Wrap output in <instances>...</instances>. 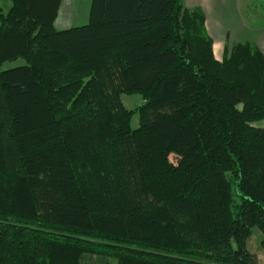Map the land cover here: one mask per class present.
<instances>
[{
	"label": "trees",
	"instance_id": "16d2710c",
	"mask_svg": "<svg viewBox=\"0 0 264 264\" xmlns=\"http://www.w3.org/2000/svg\"><path fill=\"white\" fill-rule=\"evenodd\" d=\"M63 1L0 4V264H262L261 48L217 60L185 0L58 30Z\"/></svg>",
	"mask_w": 264,
	"mask_h": 264
},
{
	"label": "rangeland",
	"instance_id": "374dc122",
	"mask_svg": "<svg viewBox=\"0 0 264 264\" xmlns=\"http://www.w3.org/2000/svg\"><path fill=\"white\" fill-rule=\"evenodd\" d=\"M0 4L5 6L4 0H0ZM11 4V2H8V5ZM91 6L92 0H64L55 27L58 30H65L88 24ZM5 11H8V7L5 8ZM241 12L247 25H253L254 27L256 22H258V25L264 29V0H241ZM216 55L219 56L217 47ZM21 65H24V61L19 59L13 62H7L2 69H13ZM122 102L128 109H135L143 103V100L140 95H123ZM138 125L139 120L136 115L132 120V126L136 128ZM171 160L176 162V157L171 156ZM262 240L263 233L258 228H255L249 240L248 249L252 254L259 256L262 264H264V251L261 247Z\"/></svg>",
	"mask_w": 264,
	"mask_h": 264
},
{
	"label": "crops",
	"instance_id": "0c3cea01",
	"mask_svg": "<svg viewBox=\"0 0 264 264\" xmlns=\"http://www.w3.org/2000/svg\"><path fill=\"white\" fill-rule=\"evenodd\" d=\"M185 6L188 9L200 8L205 13L207 31L213 39L217 60L223 59L227 48L244 39H251L264 52V29L258 22L254 27L246 24L241 0H185ZM216 47L219 56L216 55Z\"/></svg>",
	"mask_w": 264,
	"mask_h": 264
}]
</instances>
